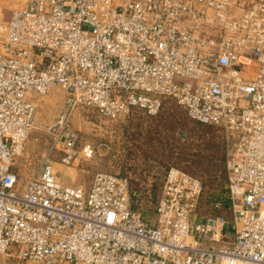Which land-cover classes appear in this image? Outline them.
Returning a JSON list of instances; mask_svg holds the SVG:
<instances>
[{
  "label": "built area",
  "instance_id": "obj_1",
  "mask_svg": "<svg viewBox=\"0 0 264 264\" xmlns=\"http://www.w3.org/2000/svg\"><path fill=\"white\" fill-rule=\"evenodd\" d=\"M211 10V13H209ZM53 86L65 107L35 172L13 160L37 125L33 97ZM165 98L226 139L223 215H199V178L169 167L150 222L130 173L66 185L81 105L107 118L156 116ZM82 155L91 157L87 143ZM1 264H264V0H26L0 19Z\"/></svg>",
  "mask_w": 264,
  "mask_h": 264
},
{
  "label": "rangeland",
  "instance_id": "obj_2",
  "mask_svg": "<svg viewBox=\"0 0 264 264\" xmlns=\"http://www.w3.org/2000/svg\"><path fill=\"white\" fill-rule=\"evenodd\" d=\"M26 0H0V19ZM37 125L25 141L22 152L13 160L18 187L35 174L51 135L43 125L56 118L65 107V92L53 86L44 95L33 97ZM130 121L102 116L96 107L81 105L71 115L70 124L78 133V157L63 164L52 155V166L59 180L68 185L88 187L95 172L130 173L134 204L148 221L154 220V207L161 192L163 176L169 167H177L196 176L203 185L200 214L216 211V195L227 197L225 188L226 139L224 132L209 124L189 119L172 99L165 98L156 116L135 113ZM91 144L94 154L82 155V147ZM214 200V201H213ZM229 220L231 210L224 213ZM8 257L0 255V264ZM24 264H39L28 261Z\"/></svg>",
  "mask_w": 264,
  "mask_h": 264
},
{
  "label": "trees",
  "instance_id": "obj_3",
  "mask_svg": "<svg viewBox=\"0 0 264 264\" xmlns=\"http://www.w3.org/2000/svg\"><path fill=\"white\" fill-rule=\"evenodd\" d=\"M194 121V120H193ZM195 122H197V121H195ZM198 123H200V122H198ZM203 124V123H202ZM130 185H131V182H130ZM203 185H204V183H202V188H203ZM203 190V189H202ZM203 194V192L201 193V195H200V198H199V201H198V205H197V211H198V214L199 215H201L200 214V209L203 207V202H204V200H203V197H204V195H202ZM217 196V198H218V201H219V203H220V206L218 207V209L216 210V211H207L206 213H204L205 215L206 214H216V215H223L224 217L226 216V215H224V213L226 214V213H228V210L230 211L231 210V204H230V200H229V198H228V196L227 197H224V198H222V193H221V195L220 194H218V195H216ZM214 201V200H213ZM142 215H143V217L145 218V215H144V213H143V210H142ZM146 219V218H145ZM227 219V218H226ZM146 220H148V219H146ZM228 220V219H227ZM230 220V219H229ZM229 220H228V223L226 224V226H225V230L226 231H230V229H231V224H230V222H229Z\"/></svg>",
  "mask_w": 264,
  "mask_h": 264
},
{
  "label": "crops",
  "instance_id": "obj_4",
  "mask_svg": "<svg viewBox=\"0 0 264 264\" xmlns=\"http://www.w3.org/2000/svg\"><path fill=\"white\" fill-rule=\"evenodd\" d=\"M208 11H209V13H211V10L208 9ZM135 113H143V111H141V110H139V109H136V108H133V109L130 111L129 116H128L127 118H124L123 120L130 121V120L133 118L132 116H133ZM143 114H144V113H143ZM184 114H185V112H184ZM53 156H54V158H58V159H59V152H55ZM90 183H91V180H90ZM90 183H89V185H88L87 188H89ZM64 184H65V183H64ZM66 185H68V184H66ZM73 186H75V185H73ZM77 186H82V185H77ZM82 187H84V186H82ZM84 188H85V187H84ZM87 188H86V189H87Z\"/></svg>",
  "mask_w": 264,
  "mask_h": 264
}]
</instances>
